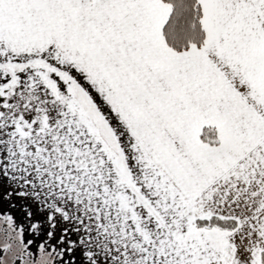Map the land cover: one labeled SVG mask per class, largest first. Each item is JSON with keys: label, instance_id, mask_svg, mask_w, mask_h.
Here are the masks:
<instances>
[{"label": "snow or ice", "instance_id": "obj_1", "mask_svg": "<svg viewBox=\"0 0 264 264\" xmlns=\"http://www.w3.org/2000/svg\"><path fill=\"white\" fill-rule=\"evenodd\" d=\"M0 264H264V0H0Z\"/></svg>", "mask_w": 264, "mask_h": 264}, {"label": "flooded vegetation", "instance_id": "obj_2", "mask_svg": "<svg viewBox=\"0 0 264 264\" xmlns=\"http://www.w3.org/2000/svg\"><path fill=\"white\" fill-rule=\"evenodd\" d=\"M0 255H2V253H0Z\"/></svg>", "mask_w": 264, "mask_h": 264}]
</instances>
